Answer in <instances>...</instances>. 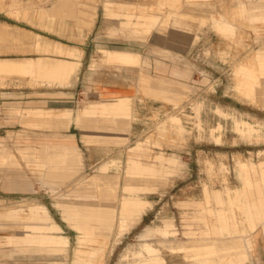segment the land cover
<instances>
[{
    "label": "rangeland",
    "instance_id": "1",
    "mask_svg": "<svg viewBox=\"0 0 264 264\" xmlns=\"http://www.w3.org/2000/svg\"><path fill=\"white\" fill-rule=\"evenodd\" d=\"M251 72L264 0H1L0 264H264Z\"/></svg>",
    "mask_w": 264,
    "mask_h": 264
},
{
    "label": "crops",
    "instance_id": "2",
    "mask_svg": "<svg viewBox=\"0 0 264 264\" xmlns=\"http://www.w3.org/2000/svg\"><path fill=\"white\" fill-rule=\"evenodd\" d=\"M102 49H107V51H105L106 53H110V54H112L110 57L111 58H113V59H115V60H119V61H121V62H123L124 63V56L125 55H127V56H129V55H131L132 56V58H131V60H132V62L131 63H125V64H127V65H122L121 66V68L120 69H125V68H135V53L136 52H138L137 50H135V46H134V44L132 45V50H131V52L129 51H124V50H119V49H114V50H112V49H109V48H106V47H103ZM139 53V52H138ZM129 59V58H128ZM153 59V58H152ZM152 63V67H151V71L152 72H159L160 74H162L163 76H164V74L166 73V75L167 74H169V73H172V71H173V68H172V66L171 65H169L170 63L169 62H167V61H165V60H162L161 58H158V59H155L154 61H152L151 62ZM80 65H81V63H80ZM100 70L98 71L99 72V74H101V73H104V69H103V67H100L99 68ZM158 69V70H157ZM126 70V69H125ZM124 70V71H125ZM96 72H97V70H93L91 67H89L88 69H87V71H86V73H87V79L88 80H90V79H92L93 77V75H95L96 74ZM127 72V71H126ZM120 80H122L123 81V79H119V80H117L116 82H108V81H105V82H101V84H100V86H99V89H101V91L102 92H105V93H103V94H106V95H109V92L110 93H112V94H115L116 96H124V95H127L129 92H128V90H129V88H127V87H125V85H122L121 83H118V81H120ZM129 87H130V85H129ZM132 90V89H131ZM122 99L124 98V97H121ZM126 104L127 103H123L121 106H119L118 107V105H116V107L113 109V108H109V109H112V110H116V111H123V112H126V108H125V106H126ZM64 111H66V112H68V114L69 115H71V110L70 109H65ZM86 111V110H85ZM87 113L89 112V111H86ZM110 114V113H109ZM123 114V113H122ZM102 120H104V119H102ZM102 120H100V121H98V122H96V125L97 126H102L104 123H103V121ZM59 121V120H58ZM58 121H55V124H57V125H59L60 123L58 122ZM102 122V123H101ZM58 142V141H57ZM56 143V142H55ZM56 160V159H55ZM60 164V163H59ZM257 234V233H256ZM254 236H256V235H254ZM253 236V237H254Z\"/></svg>",
    "mask_w": 264,
    "mask_h": 264
},
{
    "label": "bare ground",
    "instance_id": "3",
    "mask_svg": "<svg viewBox=\"0 0 264 264\" xmlns=\"http://www.w3.org/2000/svg\"><path fill=\"white\" fill-rule=\"evenodd\" d=\"M0 1H1V0H0ZM15 2H16V1H15ZM15 2H14V3H15ZM253 76H254V74L251 72L250 75H249V77H248V81H249L250 89H254V88H257V89H258V87H257L256 84H258V83L260 84V83H262V82H261L260 79L253 78ZM262 84H263V88H262V90L260 89L261 91H259L258 94H259V96L261 97L262 102L264 103V83H262ZM159 85L161 86V85H163V84L159 83ZM104 221L107 222V221H109V219H105Z\"/></svg>",
    "mask_w": 264,
    "mask_h": 264
}]
</instances>
